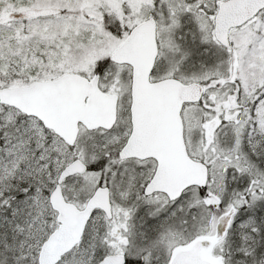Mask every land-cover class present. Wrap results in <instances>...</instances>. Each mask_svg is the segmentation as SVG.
<instances>
[{"label": "snow or ice", "instance_id": "snow-or-ice-1", "mask_svg": "<svg viewBox=\"0 0 264 264\" xmlns=\"http://www.w3.org/2000/svg\"><path fill=\"white\" fill-rule=\"evenodd\" d=\"M0 264H264V0H0Z\"/></svg>", "mask_w": 264, "mask_h": 264}]
</instances>
